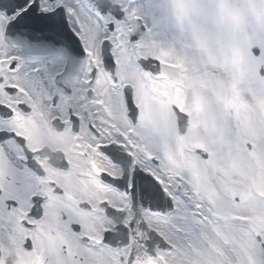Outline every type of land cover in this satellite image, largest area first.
<instances>
[{
	"label": "snow or ice",
	"instance_id": "6c2138e0",
	"mask_svg": "<svg viewBox=\"0 0 264 264\" xmlns=\"http://www.w3.org/2000/svg\"><path fill=\"white\" fill-rule=\"evenodd\" d=\"M0 264H264V0H0Z\"/></svg>",
	"mask_w": 264,
	"mask_h": 264
}]
</instances>
